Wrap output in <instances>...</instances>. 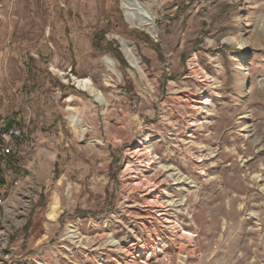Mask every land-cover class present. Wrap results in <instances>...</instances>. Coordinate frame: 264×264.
Returning <instances> with one entry per match:
<instances>
[{"label": "rangeland", "instance_id": "obj_1", "mask_svg": "<svg viewBox=\"0 0 264 264\" xmlns=\"http://www.w3.org/2000/svg\"><path fill=\"white\" fill-rule=\"evenodd\" d=\"M137 1L0 0V264H264V0Z\"/></svg>", "mask_w": 264, "mask_h": 264}, {"label": "bare ground", "instance_id": "obj_2", "mask_svg": "<svg viewBox=\"0 0 264 264\" xmlns=\"http://www.w3.org/2000/svg\"><path fill=\"white\" fill-rule=\"evenodd\" d=\"M122 7L124 8V10H126L127 14L129 15L130 22H132L134 15H137V14L142 16L143 18H145L147 20L145 26L148 27L150 33L154 34L153 30L151 29L152 28V26H151L152 25V18L147 17L146 15L140 13L141 9L139 7V3L137 0H122ZM120 43H121L122 51H123L125 57L127 58L129 65L131 67H133L135 70H137L139 73L143 72L144 69H143L142 61H141L140 57L137 56L133 52L132 48L130 47V44L124 39H120ZM75 81L78 85H84V86H86V83H88L87 80H83V79L82 80L76 79ZM88 90L90 92H93V90L90 87L88 88ZM70 122H71L72 126L79 128L80 131L83 130V127L81 125V119L79 116H75V115L70 116ZM197 161H199V160H197ZM158 176H159L158 174H155V177L152 178V180L154 181V179L156 177L158 178ZM157 201H159V200H157ZM158 203L160 204L161 202H158Z\"/></svg>", "mask_w": 264, "mask_h": 264}, {"label": "built area", "instance_id": "obj_3", "mask_svg": "<svg viewBox=\"0 0 264 264\" xmlns=\"http://www.w3.org/2000/svg\"><path fill=\"white\" fill-rule=\"evenodd\" d=\"M31 146L33 141L26 137L22 127L14 125L5 127L3 118H0V160L8 155L20 154Z\"/></svg>", "mask_w": 264, "mask_h": 264}, {"label": "trees", "instance_id": "obj_4", "mask_svg": "<svg viewBox=\"0 0 264 264\" xmlns=\"http://www.w3.org/2000/svg\"><path fill=\"white\" fill-rule=\"evenodd\" d=\"M3 120H4L5 127H9L12 125L18 126V127L22 126L21 120L20 118H18V115L16 113L3 118ZM17 155L18 154L8 155L4 159L0 160V173L3 167L5 168L8 166L9 169H12L14 167L16 163ZM3 182H4V179L0 176V184H3Z\"/></svg>", "mask_w": 264, "mask_h": 264}]
</instances>
